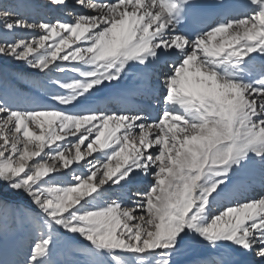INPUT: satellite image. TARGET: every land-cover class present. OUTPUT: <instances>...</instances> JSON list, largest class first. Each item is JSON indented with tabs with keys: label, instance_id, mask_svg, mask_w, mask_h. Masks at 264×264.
<instances>
[{
	"label": "snow or ice",
	"instance_id": "6c2138e0",
	"mask_svg": "<svg viewBox=\"0 0 264 264\" xmlns=\"http://www.w3.org/2000/svg\"><path fill=\"white\" fill-rule=\"evenodd\" d=\"M0 264H264V0H0Z\"/></svg>",
	"mask_w": 264,
	"mask_h": 264
},
{
	"label": "rangeland",
	"instance_id": "374dc122",
	"mask_svg": "<svg viewBox=\"0 0 264 264\" xmlns=\"http://www.w3.org/2000/svg\"><path fill=\"white\" fill-rule=\"evenodd\" d=\"M28 71H29V73L31 72V70H28ZM20 87H22V88H23V87H25V86H24V85H20Z\"/></svg>",
	"mask_w": 264,
	"mask_h": 264
}]
</instances>
